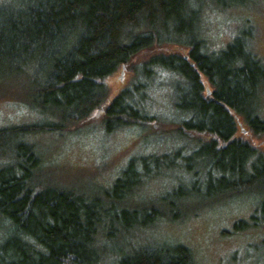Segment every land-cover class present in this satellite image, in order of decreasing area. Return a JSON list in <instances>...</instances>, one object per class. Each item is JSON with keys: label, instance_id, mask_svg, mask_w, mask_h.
Instances as JSON below:
<instances>
[{"label": "trees", "instance_id": "1", "mask_svg": "<svg viewBox=\"0 0 264 264\" xmlns=\"http://www.w3.org/2000/svg\"><path fill=\"white\" fill-rule=\"evenodd\" d=\"M254 1L0 0V98L41 117L0 127V264H197L189 247L142 233L189 221L200 213L187 209L196 199L210 206L242 191L264 197V152L247 138L264 134L255 27L219 52L204 38L210 13ZM166 45L186 53L137 63ZM126 73L133 82L115 93L111 79ZM166 79L177 81L181 113L163 123L147 109ZM98 115L111 135L168 127L200 144L154 148L120 173L97 168L82 182L50 174L41 136L79 133Z\"/></svg>", "mask_w": 264, "mask_h": 264}, {"label": "rangeland", "instance_id": "2", "mask_svg": "<svg viewBox=\"0 0 264 264\" xmlns=\"http://www.w3.org/2000/svg\"><path fill=\"white\" fill-rule=\"evenodd\" d=\"M250 25L255 27V33L251 35L254 37V51L264 59V0H255L248 9L210 13L205 20L204 38L211 52H219L241 32H248ZM170 52L184 54L186 50L174 45L155 47L140 53L137 63ZM133 80L130 73L123 78L116 76L111 79L112 89L118 93L129 87ZM160 82L159 88L153 89L154 107L149 110L148 106L147 110L163 123L177 120L181 113L174 105L177 81L166 79ZM101 119L102 116L98 115L79 133L41 136L38 142L50 174L77 183L84 177L89 178L97 168L120 173L131 159L151 154L155 152L154 148L162 150L166 145L191 144L189 147L195 149L200 144L197 140L176 138L178 132L168 127L159 133L154 127L137 126L111 135ZM36 120L41 117L14 98H0V127ZM240 128L244 130L245 126L240 123ZM243 134L247 135V132ZM247 138L264 152V134L259 138L249 133ZM263 202L262 193L257 191H242L210 206L206 200L196 199L187 209L199 210L198 215L187 222L163 221L156 228L142 233V238L185 245L193 251L197 264H264ZM257 210L259 214L255 217L260 225L255 226L252 216Z\"/></svg>", "mask_w": 264, "mask_h": 264}]
</instances>
